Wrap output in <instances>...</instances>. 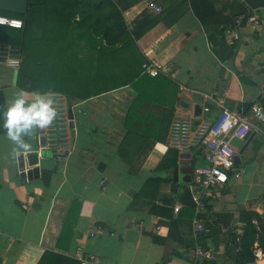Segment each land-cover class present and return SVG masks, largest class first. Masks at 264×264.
I'll use <instances>...</instances> for the list:
<instances>
[{"label": "crops", "instance_id": "crops-1", "mask_svg": "<svg viewBox=\"0 0 264 264\" xmlns=\"http://www.w3.org/2000/svg\"><path fill=\"white\" fill-rule=\"evenodd\" d=\"M149 1L124 12L129 28L146 12L156 20L126 49L98 38L92 45L85 37L90 31L75 25L62 29L67 40L47 48L52 59L64 64L66 74L68 66L73 79L79 76L81 83H96L98 88L83 93L68 86L67 93L62 92L76 106L77 138L65 164H58L45 148L40 131L24 137L32 151L16 157L14 142L0 135V264H71L89 254L101 264H239L232 235L244 230L241 212L253 211L264 219V125L253 120L255 136L240 155V165L225 185L204 194L206 206L200 214L191 189L193 172L191 177L179 172L175 178L183 153L177 150V167L158 166L170 161L176 150L168 144L174 120L193 117L198 123L220 114L221 106L205 95L223 90V105L250 119L255 103L264 108V8L253 10L231 30L223 24L229 18L243 19L240 0H212L214 9L204 0H155L162 14L149 11ZM6 29L0 27V39L12 43L28 31ZM41 35L40 29L33 30V40L40 42ZM102 44L104 54L98 53ZM119 56L125 62L119 64ZM143 60L154 64L159 75L141 72ZM0 67L6 68L0 74V90L8 104L12 93L22 88L18 82L13 85L15 70ZM55 68L53 64L52 75L65 78L62 69L56 73ZM25 93L32 98V92ZM206 106L207 114L202 112ZM186 153L192 157L184 161L192 162L193 170L207 165L202 150ZM36 167L38 178L22 177ZM76 202L79 206L68 221ZM166 209L172 217L160 214H167ZM199 217L205 234L198 237ZM199 245L217 251L216 259L198 257ZM255 247L264 251L259 241ZM246 264H264V257Z\"/></svg>", "mask_w": 264, "mask_h": 264}, {"label": "built area", "instance_id": "built-area-1", "mask_svg": "<svg viewBox=\"0 0 264 264\" xmlns=\"http://www.w3.org/2000/svg\"><path fill=\"white\" fill-rule=\"evenodd\" d=\"M149 11L156 14H162L164 9L155 0H150L147 4ZM243 19L239 18L229 25V28L240 27ZM0 27H8L16 30H23L25 23L22 19L12 18L0 14ZM23 62V49L21 46H15L0 41V65H5L15 71L20 70ZM144 73L156 77L159 70L150 62L143 64ZM55 94V107L57 116L53 122L44 129L45 148L50 149L58 164L67 163L74 153V141L77 138V131L74 130L75 107L69 98L62 93ZM223 90H215L205 98L218 103L221 106V112L215 120L202 119L198 123L193 117H180L173 121L169 130L168 144L181 153L192 152L193 150H202L206 166L197 167L192 175V192L196 210L198 214L205 210L204 194L214 188L225 185L229 180L230 172L235 168V156L238 149L231 144V139L244 140L250 136L255 123L264 125V108L261 104L255 103L252 106V118L244 115L238 110H231L223 105L225 95ZM203 113H209L210 107L202 109ZM255 121V123L253 122ZM178 211V209H176ZM254 223L258 226L257 221ZM196 236L205 233L203 220L199 217L195 219ZM243 232L236 234V242L239 244L242 240ZM240 248L235 249L239 252ZM196 255L209 260H215L217 251L206 249L202 246L196 247ZM255 260H261L264 257V251L261 248H253ZM80 264H101L99 258L93 254L80 256Z\"/></svg>", "mask_w": 264, "mask_h": 264}, {"label": "trees", "instance_id": "trees-1", "mask_svg": "<svg viewBox=\"0 0 264 264\" xmlns=\"http://www.w3.org/2000/svg\"><path fill=\"white\" fill-rule=\"evenodd\" d=\"M140 1L142 0H30L28 12L25 15L0 10V14L2 15L19 18L24 21L25 27L20 31L28 29L27 32L25 31L24 37H22V35L21 37L20 35L18 36V39L15 41L16 44L0 39V41L5 43H11L13 45L18 44L23 49V62L19 70L18 86L32 93L35 91L67 93V90L55 88L52 78L47 76L46 71H43V65L48 61V58L50 57L51 60L53 58L52 53L50 55L47 49L50 48L49 45L51 42H62L64 39L67 40L69 35L66 33L63 34L61 32L62 29L65 30V28L75 25L76 27L87 29L88 32L90 31L87 34L88 36L85 37H87L88 40L92 39L90 41L94 42L91 43L92 45L96 43V39L98 38L101 41H105L109 46L121 45L123 49H126L127 45H132L133 39H137L141 36L145 30L152 27L156 21L150 13L146 12L140 19L136 20L132 28L127 26L124 18L125 10ZM204 2L205 6L208 4L210 7H213L212 0H204ZM240 2V15L243 16L244 21L251 16L253 10L264 8V0H240ZM192 7L199 19L205 23V18L201 11H199L195 5ZM235 20L236 18L226 19L223 25H230L234 23ZM36 28L42 31L40 38L41 46L38 49H36V43L32 37L33 30ZM49 30L55 31V33L49 35L47 34ZM98 53H105V46H103V44L98 50ZM118 58H120L119 64L125 62L120 56ZM56 62L58 61L56 60ZM145 62L146 61L143 60L141 66ZM142 71L143 69L141 68V72ZM121 83L122 82H118L117 85ZM6 106L7 103L4 92L0 90V111ZM131 129V131H134L132 133H137L135 129ZM1 134H4L2 128H0V135ZM172 155L173 158L170 161L164 159L158 166V169L170 170L177 167L179 152L173 150ZM74 204L68 216V221L71 219L70 216L75 207L79 206L78 202ZM166 212L167 214L165 212L160 214L163 217H166L165 215H167V217H172L169 210L166 209ZM239 220L244 224L242 240L237 244L236 235H232V251L239 247L240 250L237 252V262L239 264H246L254 261L253 248L257 241L261 242V245L264 247V219L256 212L242 211ZM254 221H257L258 226ZM154 240L156 242H161L158 238H154ZM70 262L71 264H80L75 260H70Z\"/></svg>", "mask_w": 264, "mask_h": 264}, {"label": "clouds", "instance_id": "clouds-1", "mask_svg": "<svg viewBox=\"0 0 264 264\" xmlns=\"http://www.w3.org/2000/svg\"><path fill=\"white\" fill-rule=\"evenodd\" d=\"M55 94L35 91L27 99L23 89L12 93L7 106L0 111V128L6 137L13 141V157L32 151L29 139L36 131L46 129L56 118Z\"/></svg>", "mask_w": 264, "mask_h": 264}, {"label": "water", "instance_id": "water-1", "mask_svg": "<svg viewBox=\"0 0 264 264\" xmlns=\"http://www.w3.org/2000/svg\"><path fill=\"white\" fill-rule=\"evenodd\" d=\"M29 2L30 0H0V10L5 12H11L15 14H27L28 8H29ZM19 78V70L15 71L14 76V82L13 85L16 86ZM188 107V104H187ZM201 109L196 108V114L200 115ZM255 134H250L249 137H247L244 140H238L236 138L231 139V144L234 145L238 150L239 153L235 156V166H239L241 163L240 155L243 154V152L246 150L252 139L254 138ZM40 139L42 144H45V135L44 130H40ZM192 155L190 153H183L181 154L180 158L182 161H180L181 168L175 169V178L178 179L179 172H182L183 174L187 175L188 177H191V174L193 172V165L192 162H185L184 160L187 158H191ZM35 163V162H34ZM105 167L104 163L99 164V169L102 171ZM39 168H33L27 172L22 173L23 178H28L29 180H32L33 178L39 177ZM183 182H187L186 178L184 177Z\"/></svg>", "mask_w": 264, "mask_h": 264}, {"label": "rangeland", "instance_id": "rangeland-1", "mask_svg": "<svg viewBox=\"0 0 264 264\" xmlns=\"http://www.w3.org/2000/svg\"><path fill=\"white\" fill-rule=\"evenodd\" d=\"M4 28H8V27H4ZM6 30H12V29H6ZM13 30H15V29H13ZM34 42L36 43V49L40 48L41 42H39L38 40H34ZM56 60L57 59H52L51 60L50 57H49L48 61L43 65V71L44 72L46 71L47 72V76H50L52 78L55 88H57L59 90H67L68 86H69L70 88L74 89V91L75 90H79L80 92L82 91L83 93H88V92H91L92 90L94 91L95 89L98 88L97 87L98 84H96V83H91V84H83V83H81L83 78H80L79 76L78 77L75 76V79H73L72 78L73 76L70 74V73H73L72 68H70L68 66H65V67H67V71H68V73L66 74V70H64V64L56 62ZM35 61L37 62L36 59H35ZM53 64L57 67V68L54 69V71L56 73H58V71H61V70H57V69H62V71L65 74V78L63 77L64 75H61L60 77H58L56 75H52L51 66H53ZM86 68H89L90 70H92L89 67V64H87ZM4 69H6V68L0 67V74L4 71ZM11 73H12V71L10 70L9 74H8L9 77L11 76ZM67 75H68V77H67ZM68 78L70 79L69 82H67ZM84 85H86V87ZM79 86H82V87H79ZM50 92L53 93L52 91H50Z\"/></svg>", "mask_w": 264, "mask_h": 264}]
</instances>
